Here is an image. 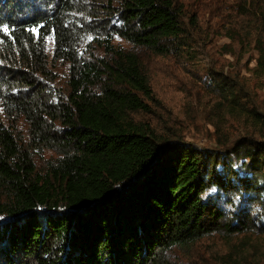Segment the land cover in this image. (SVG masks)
I'll list each match as a JSON object with an SVG mask.
<instances>
[{
    "label": "trees",
    "instance_id": "trees-1",
    "mask_svg": "<svg viewBox=\"0 0 264 264\" xmlns=\"http://www.w3.org/2000/svg\"><path fill=\"white\" fill-rule=\"evenodd\" d=\"M30 1L0 0V258L6 264H180L170 257L175 248L217 229L245 228L248 220L237 213L231 224L204 193L211 186L234 188L233 175L237 194L259 198L264 143L243 152L248 163L241 175L230 160L161 141L132 115L149 112L155 100L142 61L113 44L119 37L157 54L191 53L196 17L187 24L174 0ZM238 13L248 21L230 38L240 41L247 29L249 42L241 46L257 53L253 74L264 78V0H244ZM96 16L103 20L86 22ZM87 37L97 51L87 52ZM57 62L66 73L61 95L54 88ZM17 120L27 126V141ZM45 150L58 157L41 174L33 155Z\"/></svg>",
    "mask_w": 264,
    "mask_h": 264
},
{
    "label": "rangeland",
    "instance_id": "rangeland-1",
    "mask_svg": "<svg viewBox=\"0 0 264 264\" xmlns=\"http://www.w3.org/2000/svg\"><path fill=\"white\" fill-rule=\"evenodd\" d=\"M28 1L22 0L21 3L30 5L32 1ZM40 1L43 0L37 3ZM174 1L183 5L187 24L191 15L197 19L196 42L191 53L162 55L145 47H133L119 37L113 40L114 46L139 55L155 94V100L149 102V112L132 115L135 121L149 124L161 141L190 145L219 160H230L232 168L242 175L246 170L241 164L248 163L243 152L252 149L256 143H264V78L253 74L257 53L249 52L248 45L241 46L243 39L249 42L244 38L247 29L242 31L240 41L230 38L233 28L237 29L248 21L238 13V6L244 0ZM99 20L102 21L103 17L96 16L86 22L90 24ZM92 29L103 30L100 27ZM97 48L99 45L87 37V52L97 51ZM49 54L52 55V50ZM63 66L57 62L54 67L57 74L54 88L59 95L65 91ZM0 116H3L1 104ZM15 125L18 135L27 141V126L22 120H17ZM246 140L249 145L243 146L242 142ZM33 157L38 172L43 174L58 154L45 150L34 153ZM222 166L219 161L218 170ZM230 176L234 188L232 185L227 189L211 186L204 197L217 202L228 222L235 225L239 213L242 220L249 221L247 226L237 232L217 229L189 247L175 248L170 257L178 263L264 264V193L257 198L258 195L249 192L246 194L249 201H246L237 194L242 191L236 187V178ZM258 178L260 185L264 186V175ZM213 188L215 192L211 191ZM22 261L19 260L18 264L35 262L34 259ZM0 264H6V261L0 258Z\"/></svg>",
    "mask_w": 264,
    "mask_h": 264
},
{
    "label": "snow or ice",
    "instance_id": "snow-or-ice-1",
    "mask_svg": "<svg viewBox=\"0 0 264 264\" xmlns=\"http://www.w3.org/2000/svg\"><path fill=\"white\" fill-rule=\"evenodd\" d=\"M2 31L4 32V33H8L9 32V28L7 27V26H4L3 28H2ZM31 31L32 32H34V33H36L37 34V36H39V28L38 27H33L32 29H31ZM212 192H215L216 190L213 188L212 190H211Z\"/></svg>",
    "mask_w": 264,
    "mask_h": 264
}]
</instances>
